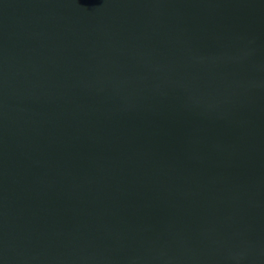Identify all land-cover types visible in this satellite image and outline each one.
Masks as SVG:
<instances>
[{"label": "water", "instance_id": "obj_1", "mask_svg": "<svg viewBox=\"0 0 264 264\" xmlns=\"http://www.w3.org/2000/svg\"><path fill=\"white\" fill-rule=\"evenodd\" d=\"M0 264H264V0H0Z\"/></svg>", "mask_w": 264, "mask_h": 264}]
</instances>
